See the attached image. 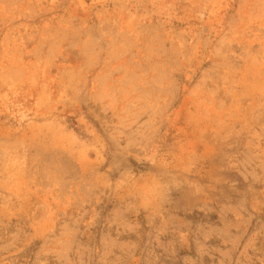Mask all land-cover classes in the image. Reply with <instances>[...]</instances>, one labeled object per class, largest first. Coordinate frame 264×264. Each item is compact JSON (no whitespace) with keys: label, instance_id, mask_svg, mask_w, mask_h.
Wrapping results in <instances>:
<instances>
[{"label":"rangeland","instance_id":"374dc122","mask_svg":"<svg viewBox=\"0 0 264 264\" xmlns=\"http://www.w3.org/2000/svg\"><path fill=\"white\" fill-rule=\"evenodd\" d=\"M0 264H264V0H0Z\"/></svg>","mask_w":264,"mask_h":264}]
</instances>
